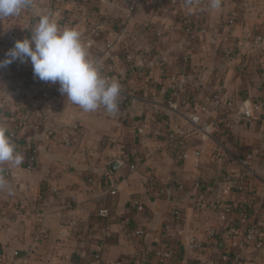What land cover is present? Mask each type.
<instances>
[{
	"label": "crops",
	"instance_id": "crops-1",
	"mask_svg": "<svg viewBox=\"0 0 264 264\" xmlns=\"http://www.w3.org/2000/svg\"><path fill=\"white\" fill-rule=\"evenodd\" d=\"M207 1L190 8L171 6L169 0L143 2L128 19L127 0H33L60 27L80 32L90 58L114 42L115 79L127 100L113 114L103 107L85 112L65 98L58 116L38 132L26 130L16 145L23 163L0 165L9 185L0 190V264H21L13 252L36 245L42 221L40 264H157L159 248L171 249L176 264H234L237 258L264 264V249L243 246L249 226L264 230V112L251 123L239 112L264 94V0H221L219 9ZM182 15L204 24L209 34L190 39L179 22ZM17 16L2 18L0 37L9 28L19 33L25 27L27 8ZM229 17L235 19L232 37L238 42L232 55L213 38ZM6 58L0 54V60ZM218 92L234 106L210 105ZM172 97L175 109L169 106ZM0 99L3 116L32 112L39 104L37 92L22 84L12 64L0 69ZM207 105L202 120L215 127L203 134L190 116ZM1 123L8 133L14 126L11 117ZM171 133H184L185 146L171 143ZM28 144L37 148L32 171L25 167ZM248 155L254 157L251 189L241 193L225 175L229 169L238 175ZM124 156H131L127 163ZM132 164L138 165L134 171ZM109 179L118 184L116 196L105 192ZM140 197L143 211L134 205ZM102 209L108 217L99 216ZM174 210L183 218L165 239ZM72 218L88 225L90 235L75 237L68 228ZM105 228L112 236L96 263ZM192 241L201 248L191 249Z\"/></svg>",
	"mask_w": 264,
	"mask_h": 264
},
{
	"label": "built area",
	"instance_id": "built-area-1",
	"mask_svg": "<svg viewBox=\"0 0 264 264\" xmlns=\"http://www.w3.org/2000/svg\"><path fill=\"white\" fill-rule=\"evenodd\" d=\"M77 1V0H73ZM129 2L128 8V19H131L134 16L138 8L141 6L143 2H152L153 0H127ZM171 6H182L184 8L190 7H200L208 5L207 0H169ZM39 12L37 10V6L33 4L32 8H27V21L25 23V27L18 33L14 28H9L5 32L4 36L0 37V54L6 56L8 51L13 48L15 41L20 38L24 39L31 34V29L37 23L39 17L36 14ZM18 16L6 17L8 21L16 20ZM2 18H0V22ZM63 21H66L63 18ZM179 22L185 29V32L188 34V37L192 40L198 39L200 36L209 34L208 28L201 23L194 22L187 16H180ZM235 25L234 17H229L224 23L221 32L214 35V39H221L222 44L227 46L228 55H232L237 47L238 42L232 37V29ZM220 34L222 35L220 38ZM157 36L160 38L161 33H157ZM258 41L261 39L258 38ZM95 60L99 61V67L101 68V72L103 75L114 78L116 77V67L114 64L115 59V44L114 42L108 41L105 49L92 57ZM130 60V56L127 57ZM15 67V73L21 77V82L23 85L29 87L30 90L36 91L39 98V104L32 112H23L21 110L11 112L8 115H4L1 111L2 104L0 102V123L3 118L11 117L13 118L14 126L8 133L10 135L11 141L17 145L21 139V137L26 133V130L29 128L33 131L38 132L43 125L50 120L54 116H58L64 99L66 98L59 92V84H51L50 82H43L33 76L32 65L29 62L21 63L20 60H15L11 63ZM172 80H175V77H172ZM1 100V99H0ZM127 99L120 95L118 100V104H123ZM209 104L213 105L216 109L221 108L223 105L226 107L232 108L234 106L233 101L228 99H222L221 93H214L210 100ZM170 108H174L176 104L174 103V98L172 97L169 102ZM209 111V105L203 106L201 108L200 114H194L190 116L191 122L197 127V129L203 133L208 134L211 128L215 127V124L208 123L207 121L202 120V116L206 115ZM242 118L247 122H253L257 119V114H262L264 112V94L260 99H258L255 103L247 106L246 104L239 110ZM139 135L144 134V130L142 128L138 129L137 132ZM168 140L173 142H178L181 146H185L184 141V133L180 135H176L175 133H171L168 135ZM27 156H26V169L32 171L36 168L38 163L37 158V148L33 144L27 145ZM200 152L195 153V157H200ZM181 157L183 160L188 159V153L182 152ZM131 156H124L123 163L128 162ZM254 160L253 155H248L245 159L240 161V166L242 170L236 175L233 170H227L225 175V180L228 183L233 184L237 187V190L241 193H247L251 189V179H252V170L251 163ZM231 166V164H230ZM138 168L137 164L130 165L131 170H136ZM6 177L9 178L10 174L6 173ZM151 184L153 181L151 180ZM105 192L111 196H116L119 192L118 184L109 179L105 185ZM144 199L139 198L134 201L135 207L138 211H143L144 207ZM43 202L40 201L38 206L39 216L43 217ZM99 216L108 217L109 213L107 210L102 209L99 211ZM183 215L180 210H174L171 214V220L169 224L166 226L165 230V239H170L172 237V227L174 223H180L182 221ZM43 219V218H42ZM45 223L42 221L40 226L37 229L36 234L34 235L35 246L30 247L23 254L21 251H14L13 256L16 259H19L21 264H40L41 258L38 246L45 236ZM69 231L77 238L84 239L86 236L90 235V228L88 225L80 223L76 218H72L68 223ZM137 234L142 235V231H139ZM112 236V232L109 228H105L102 230L101 235L98 239V251L94 255L96 263H100L102 249ZM191 249L198 250L201 246L192 241ZM243 246L252 247L255 251H260L264 249V230L259 225L249 226L246 230L244 236ZM155 255L157 257V264H176V259L174 253L171 249L167 248H159L155 251ZM234 264H244L242 260L235 259Z\"/></svg>",
	"mask_w": 264,
	"mask_h": 264
},
{
	"label": "clouds",
	"instance_id": "clouds-1",
	"mask_svg": "<svg viewBox=\"0 0 264 264\" xmlns=\"http://www.w3.org/2000/svg\"><path fill=\"white\" fill-rule=\"evenodd\" d=\"M32 7L33 0H0V18L17 16ZM210 7L219 9L221 0H211ZM36 14L39 19L30 36L15 41L7 58L0 60V69L15 60L30 61L35 78L59 84V92L83 111L95 112L103 107L108 113H116L121 85L102 74L99 61L90 58L80 32L69 26L60 27L50 12ZM23 160L11 141L7 126L0 123V165L19 167ZM5 188L9 185L0 176V190Z\"/></svg>",
	"mask_w": 264,
	"mask_h": 264
},
{
	"label": "water",
	"instance_id": "water-1",
	"mask_svg": "<svg viewBox=\"0 0 264 264\" xmlns=\"http://www.w3.org/2000/svg\"><path fill=\"white\" fill-rule=\"evenodd\" d=\"M118 167L117 162H113L110 165L111 171L114 173L116 171V168Z\"/></svg>",
	"mask_w": 264,
	"mask_h": 264
}]
</instances>
